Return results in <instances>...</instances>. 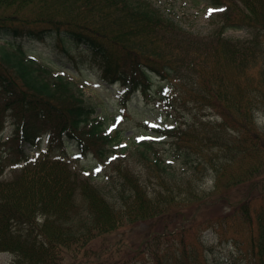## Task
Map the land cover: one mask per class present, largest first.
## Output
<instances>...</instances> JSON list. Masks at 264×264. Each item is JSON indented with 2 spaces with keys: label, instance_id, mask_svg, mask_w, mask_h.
I'll use <instances>...</instances> for the list:
<instances>
[{
  "label": "trees",
  "instance_id": "trees-1",
  "mask_svg": "<svg viewBox=\"0 0 264 264\" xmlns=\"http://www.w3.org/2000/svg\"><path fill=\"white\" fill-rule=\"evenodd\" d=\"M206 1L222 9L221 34L208 39L183 31L148 0H0V130L7 116L14 125L12 139L0 142V176L23 165L0 180V251L13 255L12 264H97L87 244L111 234L131 211L141 220L153 217L146 202L162 212L172 200L166 193L149 197L122 159L110 162L108 173L83 175L115 149L123 154L126 130L104 131L94 104L82 100L74 82L53 74L54 66L87 77L96 67L102 80L124 85L122 114L156 104L183 119L156 130L172 139L170 150L159 154L153 141L135 150L165 188L158 175L175 177L165 152L191 171L179 185L187 204L203 199L196 183L205 175L214 187L262 176L264 130L256 113H264V0ZM230 29L247 36L224 38ZM201 107L210 112L206 121L193 116ZM47 131V151L30 158L23 145L36 146ZM73 150L81 157L91 150L94 159L74 165L67 159ZM256 225L253 251L264 264V220ZM107 251L97 249L100 257Z\"/></svg>",
  "mask_w": 264,
  "mask_h": 264
},
{
  "label": "rangeland",
  "instance_id": "rangeland-1",
  "mask_svg": "<svg viewBox=\"0 0 264 264\" xmlns=\"http://www.w3.org/2000/svg\"><path fill=\"white\" fill-rule=\"evenodd\" d=\"M150 1L161 13L194 37L208 39L213 33L221 34L222 23L218 20L219 14L206 0ZM223 36L235 39L245 37V33L228 30ZM53 69L65 72L79 83L83 96L94 101L97 116L106 120V123L118 122L119 116L114 117L116 108H119L118 84L111 86L99 79L96 67L94 71L87 73L88 77L82 79L80 72L75 74L59 66H54ZM82 80L85 85L80 83ZM144 108L148 109L149 106ZM161 110L162 108H155L137 114L127 112L118 125V128L126 130L123 142L127 143V148L123 152L125 157L121 159L130 163L132 172L141 171L144 178L154 174L143 166L148 161L139 158L140 150H135L134 135L141 131L146 133V138L157 142L156 151L160 154L163 153L162 149L169 148L167 143L170 138H153L149 135V128L154 125L169 126L174 121L181 125L183 121L178 114L172 112V117H168ZM195 114L201 121L210 118V112L204 107L194 109L193 116ZM256 116L258 125L264 130V113L257 112ZM9 123L10 120L4 123L1 134L2 141L5 142H9L12 136L13 125ZM25 150L29 151L28 145H25ZM164 154L167 155L166 152ZM166 159L172 158L167 156V162ZM170 161L174 165L176 179L191 175L190 170L185 171V167L177 166L173 159ZM13 174H16L14 169H7L3 177L8 180ZM202 175L199 173V177ZM263 176L264 172L262 176H254L246 182L234 183L233 186L223 183L217 187H212L210 178H203L200 189L206 201L204 204H189L182 210L170 208L162 214L163 216L122 225L117 231L107 235L106 239L98 238L92 247H99L102 243L118 246L117 252L111 251L104 257L109 264L117 260H122L125 264H155L156 261L171 264L177 260L183 262L194 259H197L198 264H258L251 241L257 236L256 221L264 219V186L261 181ZM222 194L229 197H219ZM247 195L249 198L245 200ZM229 201L235 204L230 206ZM11 259L12 256L8 253H0V264H10Z\"/></svg>",
  "mask_w": 264,
  "mask_h": 264
}]
</instances>
